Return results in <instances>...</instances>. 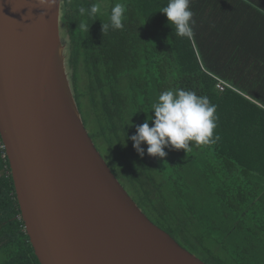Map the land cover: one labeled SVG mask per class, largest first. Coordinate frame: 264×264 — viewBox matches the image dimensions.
Instances as JSON below:
<instances>
[{"label": "trees", "instance_id": "1", "mask_svg": "<svg viewBox=\"0 0 264 264\" xmlns=\"http://www.w3.org/2000/svg\"><path fill=\"white\" fill-rule=\"evenodd\" d=\"M93 3L101 5L100 14H79ZM116 3L126 7L124 27L103 34ZM167 3L63 0L77 105L87 130L93 122L88 132L97 149L152 222L206 264H264V31L258 11L249 0H191L189 39L177 36L160 13ZM85 20L89 31L79 27ZM178 88L215 105L214 142L193 144L187 153L165 149L163 160L150 157L142 144L141 158L130 137L154 117L158 95ZM3 154L0 149V264H41Z\"/></svg>", "mask_w": 264, "mask_h": 264}, {"label": "water", "instance_id": "2", "mask_svg": "<svg viewBox=\"0 0 264 264\" xmlns=\"http://www.w3.org/2000/svg\"><path fill=\"white\" fill-rule=\"evenodd\" d=\"M63 0H0V135L41 264H206L152 222L90 136L68 74Z\"/></svg>", "mask_w": 264, "mask_h": 264}, {"label": "clouds", "instance_id": "3", "mask_svg": "<svg viewBox=\"0 0 264 264\" xmlns=\"http://www.w3.org/2000/svg\"><path fill=\"white\" fill-rule=\"evenodd\" d=\"M55 4L56 0H42V7L52 8ZM190 5L191 0H168L160 11L177 36L189 39L194 35L195 24ZM125 12V5L116 3L111 8L109 22L102 23L103 34L110 27L114 30L122 29ZM100 13L99 3H93L88 9L79 8V14L89 19ZM79 27L89 31L86 20L80 22ZM215 112V105L206 96H198L194 91L179 88L164 90L152 105L151 113H154V117L150 116L142 125L136 126V134L130 137L133 148L143 158L145 150L141 145L146 144L150 157L163 160L167 155L165 149L187 153L193 144L207 145L214 142ZM123 146L127 147L126 141Z\"/></svg>", "mask_w": 264, "mask_h": 264}, {"label": "crops", "instance_id": "4", "mask_svg": "<svg viewBox=\"0 0 264 264\" xmlns=\"http://www.w3.org/2000/svg\"><path fill=\"white\" fill-rule=\"evenodd\" d=\"M249 3L253 7L255 5L256 10L258 11V14H259V16L257 14L259 22H260L259 27H261L262 31H264V15H263L264 14V0H257V1L249 0ZM236 4H238V3H236ZM250 30H251V27H250Z\"/></svg>", "mask_w": 264, "mask_h": 264}, {"label": "rangeland", "instance_id": "5", "mask_svg": "<svg viewBox=\"0 0 264 264\" xmlns=\"http://www.w3.org/2000/svg\"><path fill=\"white\" fill-rule=\"evenodd\" d=\"M61 33H62V39H63V42L66 44L67 42H69V39L67 38V35H66V32H65L64 29H63V26H62V31H61ZM67 51H68V47H67V44H66V55H67V66H68V54H67ZM68 74H69V79H70V82H71V78H72V76H71V71H70V69H68ZM88 127H89V130L91 131L92 129H91L90 127H93V122H92L91 119H90V121H89ZM89 130H88V131H89ZM90 131H89V132H90ZM104 155L106 156L105 153H104ZM3 157H5L4 154H3Z\"/></svg>", "mask_w": 264, "mask_h": 264}, {"label": "built area", "instance_id": "6", "mask_svg": "<svg viewBox=\"0 0 264 264\" xmlns=\"http://www.w3.org/2000/svg\"><path fill=\"white\" fill-rule=\"evenodd\" d=\"M220 89H224V86H223V84H221L220 86ZM1 136V135H0ZM0 149H2L3 151H5L6 152V148H5V145H4V143H3V141H2V139H0ZM6 156V155H5Z\"/></svg>", "mask_w": 264, "mask_h": 264}]
</instances>
